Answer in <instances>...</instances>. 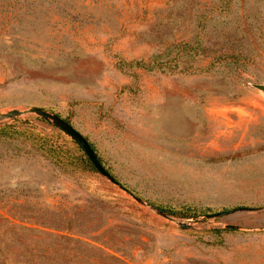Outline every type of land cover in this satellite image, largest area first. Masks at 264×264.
Listing matches in <instances>:
<instances>
[{"label":"rangeland","instance_id":"rangeland-1","mask_svg":"<svg viewBox=\"0 0 264 264\" xmlns=\"http://www.w3.org/2000/svg\"><path fill=\"white\" fill-rule=\"evenodd\" d=\"M182 43L197 70L127 64ZM255 85L264 0H0V112L56 113L134 195L195 212L171 215L178 225L96 170H63L28 140L0 137V264H264ZM3 124L72 147L33 115ZM226 224L237 228L209 231Z\"/></svg>","mask_w":264,"mask_h":264},{"label":"trees","instance_id":"trees-1","mask_svg":"<svg viewBox=\"0 0 264 264\" xmlns=\"http://www.w3.org/2000/svg\"><path fill=\"white\" fill-rule=\"evenodd\" d=\"M176 53L171 56L169 59L161 60L157 58H152L148 62H143L142 60H130L127 62V64H135L138 66H142L143 68L147 70H151L154 68L165 70L168 72H172L174 70H184L189 71L192 69L197 70V68L190 62L193 57H195V53L189 49V46L185 43H182L180 45H177ZM183 51V57L185 58L184 61H179V51ZM179 63H188L186 64V67L178 68ZM178 68V69H177ZM66 121V120H65ZM8 124H3L0 126V137H6V136H15V137H22L25 140H28L32 146L36 150H38L44 157L48 158L50 162L58 166L59 168L63 170H95L89 159L86 157L84 151L82 148L77 144L75 140H73L70 137V141L72 143V147H69L64 144L57 143L54 139L51 137L41 134L39 132H30V131H21L16 129H8ZM60 130V129H59ZM85 138V137H84ZM86 139V138H85ZM87 140V139H86ZM88 144L92 148V150L95 152V149L93 148L92 144L87 140ZM97 159L100 162V158L97 156ZM101 163V162H100ZM106 169V168H105ZM107 170V169H106ZM108 171V170H107ZM110 174V173H109ZM116 181H118L112 174H110ZM130 193L133 194V191L126 187L124 184L121 183ZM151 205H153L156 209L168 214V215H179V216H188V215H194L195 212H188L183 209H174L168 205H162L159 203H155L152 201H149ZM222 211L218 212H226L225 209H221ZM217 212H214L212 214H215ZM214 235H217L220 232L225 231H233V228L231 227H225V228H211L209 230Z\"/></svg>","mask_w":264,"mask_h":264},{"label":"water","instance_id":"water-1","mask_svg":"<svg viewBox=\"0 0 264 264\" xmlns=\"http://www.w3.org/2000/svg\"><path fill=\"white\" fill-rule=\"evenodd\" d=\"M255 87L264 91L263 85H255ZM23 115H33V116H36L38 118L47 120L51 124L55 125L58 129H60L64 133H66L68 136H70L73 140H75L77 142V144L84 151L86 157L89 159V161L93 165L94 169L96 171H98L109 182L116 185L119 189H121L125 193L129 194L131 196V198L133 200H135L136 202H138L139 204H142V205H145V206H148L149 208H151L155 213H157L161 216H164L166 218L174 220L178 225H182V226L186 225V222H182V221H178V220L173 219L171 215H168V214L156 209L153 205H151L150 203H148L147 201H145L141 197H138L137 195L130 193L123 185H121V183L116 181L109 174V172L103 167V165L99 162V160L96 157V154L94 153V151L92 150V148L90 147V145L88 144V142L84 138V136L81 133H79L71 124H69L67 121H65L61 117H59L56 113H53V112L48 111L44 108L35 107V106H29L23 110H18V109L12 108V109H9L7 111L0 112V121L15 119V118L21 117ZM227 212L228 211L217 212L213 215H220V214H224ZM204 217H207V216L206 215L202 216V218H204ZM197 218H198L197 216H190L187 219V221H193ZM225 227L237 228L236 226H232V225H228V224L224 225V228Z\"/></svg>","mask_w":264,"mask_h":264}]
</instances>
